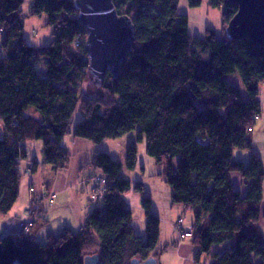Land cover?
Here are the masks:
<instances>
[{
	"label": "trees",
	"instance_id": "trees-1",
	"mask_svg": "<svg viewBox=\"0 0 264 264\" xmlns=\"http://www.w3.org/2000/svg\"><path fill=\"white\" fill-rule=\"evenodd\" d=\"M24 1L0 0V216L18 200L19 165L27 158L23 144L41 141L45 164L53 172L65 169L70 154L62 142L79 111L75 138L100 144L131 132L138 139L147 136L146 153L163 164L160 176L171 189L172 203L192 213L191 239L198 249L193 264L203 255L211 264H264L258 227L264 166L252 140L261 115L264 48L248 39H227L225 27L237 6L207 0L210 8L222 10L221 34L207 29L199 39L188 35V18L177 13L179 0H112L118 15L134 25L135 41L117 76L108 73L96 87L89 82L86 32L74 0H30V15L46 16L53 28L52 41L39 49L24 36ZM186 1L190 8L202 3ZM233 74L245 98L226 81ZM86 85L95 95H84ZM235 150L250 153L247 165L233 160ZM135 165L132 144L124 167ZM87 167L105 179L101 207L86 214L78 232L50 235L43 245L35 241L41 221L26 233L0 237V264H84L92 255L99 256V264H130L155 257L160 220L151 199L141 201L143 241L134 234L123 198L130 187L121 175L123 165L100 152ZM231 175H239L244 192L233 187ZM134 190L143 194L141 184ZM214 246L223 248L213 251Z\"/></svg>",
	"mask_w": 264,
	"mask_h": 264
},
{
	"label": "rangeland",
	"instance_id": "rangeland-1",
	"mask_svg": "<svg viewBox=\"0 0 264 264\" xmlns=\"http://www.w3.org/2000/svg\"><path fill=\"white\" fill-rule=\"evenodd\" d=\"M30 10L31 1L25 0L21 7V19L24 24V36L31 46L38 49L46 47L52 41L53 28L46 25V16H42L41 18L31 16ZM177 10L179 15H183L188 18L187 30L190 37L202 39L205 36L207 29L214 30L217 35L220 36L223 22L222 10L210 8L207 4V0H202L201 5L196 8H190L186 0H179ZM226 81L229 84L239 87L241 96L243 98L246 97L244 86L240 83L241 81L236 74L227 76ZM83 92L85 96L95 95L96 93L90 85L84 87ZM259 100L261 115L253 127V150L256 153H259L264 164V84H261L259 88ZM81 121L82 116L79 111H76L70 120L69 131L71 132V135L65 137L64 142L62 143V146L66 148L70 154L69 164L65 169L67 171L62 169L64 171L60 170V172L57 173L58 176L55 180V184H57V186L62 185V183L65 182V178H67L69 182H73L75 175L80 172H82V175L79 178V183L89 180L91 176L94 175L95 170L87 167V164L97 153H107L112 160L123 165L121 175L130 182V187L124 194L123 198L132 213L131 227L134 234L141 237L143 241L145 240L146 217L141 209V201L143 196L151 199L152 213L160 220V237L154 252L157 264H193L192 262L198 252V249L192 245L191 238L179 242L183 247L181 246V248H178L176 242L179 240L174 227L176 226L177 220L182 218L184 231H192V213L183 211V206L181 205L172 204L171 189L165 183L164 178L160 176L163 170L161 165H158V163L146 153L148 141L147 136L143 135L141 139H138L137 132H131L116 140H105L100 144H94L88 140L77 139L72 136L75 126ZM2 131L3 129L0 123V135ZM132 144L136 145V165L133 170H128L124 167V161L127 150ZM249 158L250 153L245 151L235 150L233 153V160L244 162L245 165L249 163ZM176 162L177 159H175L174 164H176ZM82 167L83 169H81ZM50 172L51 171L48 170H46V172L45 170L41 171L36 177L38 180L36 188L42 194L38 197H32L30 204H28L29 206L23 209L21 215H25V222L31 220L28 211L32 208L33 202H45L44 197L47 195V192H44L46 187H44L43 181L46 179V175ZM96 172L97 175H95L97 177H101L100 173L98 171ZM77 181L78 179L76 178L75 183ZM137 184L142 185L143 194L134 190V187ZM82 190H84V192H82ZM88 190L89 188H86V186L75 188L72 192L68 193V200L66 202L65 192L62 195L56 194L58 199L54 202L51 208L46 207L43 203L39 212L34 213L35 219L39 218V216L43 213L46 215L45 222L42 220V223L45 224H43L40 230L37 231L35 241L43 245L50 235L57 237L65 230H69L72 233L78 232L80 229V222L77 223L76 221H79V216H81L78 202L83 204L87 203L85 196ZM53 192L56 193L55 188ZM33 193V191L32 193L30 192V194ZM102 199H98V201L102 202ZM25 204L27 206L26 202ZM68 204L71 205V209L75 211V213L71 212V215L67 213L65 205L67 206ZM93 205L98 208L101 207V203H93ZM42 209H46L47 212ZM10 218L11 216H9V219ZM9 219L6 216H0V237L6 235L4 234L3 229L4 226L8 224ZM66 223L71 224L70 228L66 226ZM222 248L214 246L213 251ZM210 260L209 256L203 255L201 263L209 264Z\"/></svg>",
	"mask_w": 264,
	"mask_h": 264
},
{
	"label": "water",
	"instance_id": "water-1",
	"mask_svg": "<svg viewBox=\"0 0 264 264\" xmlns=\"http://www.w3.org/2000/svg\"><path fill=\"white\" fill-rule=\"evenodd\" d=\"M237 6V13L225 27L229 40L248 39L264 48V0H228ZM77 21L86 32L89 82L96 87L110 73L116 77L119 67L132 50L136 30L131 20L118 15L112 0H74ZM84 264H99V256L84 259ZM130 264H157L155 257Z\"/></svg>",
	"mask_w": 264,
	"mask_h": 264
},
{
	"label": "crops",
	"instance_id": "crops-1",
	"mask_svg": "<svg viewBox=\"0 0 264 264\" xmlns=\"http://www.w3.org/2000/svg\"><path fill=\"white\" fill-rule=\"evenodd\" d=\"M1 126H2V124H1ZM0 136L2 137V133ZM252 140H253V137H252ZM63 142H64V140H63ZM23 146L26 150L27 158L25 160L21 161L20 165H19V171L21 174L19 196H18V200L16 201V203L13 205L11 210L6 215V217H8V219H9V216H11V218L9 219L8 224L4 226V229H3L4 234L16 236L21 232L20 225H21V223H24L25 222L24 219H26L25 215L24 214L21 215V213L23 212V209L25 207L29 206L28 204H30L32 197H35V196L38 197L42 194L36 188L37 183H38V180L36 179V177L38 176V174L41 171H44V170H45V172H46V170L51 171L50 173H48L46 175V179H44V181H43V185H44V187H46L45 188L46 190L44 192L45 193L47 192V195H49V194L55 195L54 202L57 201V199H58L56 194L62 195L65 192V202H66L68 200V193L72 192L75 188H79V187H83V186H86V188H89V190L85 196L87 203L83 204V203L78 202L79 212L81 213V216H79V221H76V222L77 223L80 222V227H81L84 223L86 214L89 211H92L93 209L97 208L93 205V203H101L100 201L93 202V201H91V199H89V195L91 197V194L95 189V182H96L97 178H99L96 176L97 170H95L94 175H92L89 180H85V182L79 183V178L82 175V172H80L79 174L75 175L73 182H69V180L67 178H65V182H63L62 185L57 186V184H55V180L57 179V176H58L57 173L60 172V170L57 172H53L50 169V167L45 164V162L43 160L42 142L41 141L26 142L23 144ZM253 146H254V141H253ZM253 152L256 153L254 150H253ZM256 154L258 156H260L259 153H256ZM34 162L36 163V165H35L34 171L31 172L32 165L34 164ZM262 162H263V160H262ZM263 166H264V164H263ZM81 169H83V167ZM64 170H62V171H64ZM65 171H67V170H65ZM22 175H23V177H22ZM76 178L78 179V181L75 183ZM231 180H232V185L235 189H238L241 192L245 191V184L243 183V181L241 180V178L238 175H231ZM32 187L34 189V193L30 194L29 190ZM54 188L56 190V193L53 192ZM82 192H84V190H82ZM263 192H264V189H263ZM25 202L27 203V206H26ZM260 207H261V215H260V218L258 221V227H259V229L263 235V238H264V196L262 198V202H261ZM42 210L45 211L46 209H42ZM47 210H48V208H47ZM47 210H46V212H47ZM65 210L67 211V213L69 215H71V212L75 213V211H73L71 209L70 204H68L67 206L65 205ZM183 211L190 212V209L183 206ZM45 217H46V215H45V213H43L39 216V218H36L35 221H41V223H42V220H43L45 222V220H46ZM42 224H45V223H42ZM70 225L71 224L66 223V226L69 228H70ZM176 235H177V233H176ZM159 237H160V234H159ZM179 242H182V240H179L176 242L177 247L181 248L182 245ZM201 260H202V257H200V259H199V264H202ZM209 264H211V261L209 262Z\"/></svg>",
	"mask_w": 264,
	"mask_h": 264
},
{
	"label": "built area",
	"instance_id": "built-area-1",
	"mask_svg": "<svg viewBox=\"0 0 264 264\" xmlns=\"http://www.w3.org/2000/svg\"><path fill=\"white\" fill-rule=\"evenodd\" d=\"M105 179L102 177L97 178L96 182H95V189L91 194V201L95 202L96 200L98 201V199H102L105 193ZM32 188H30V192L32 193ZM34 192V191H33ZM46 196V195H45ZM49 199H45V202H40L38 203V201H34L32 204V208L29 209L28 214L31 217V220H29L28 222H24L20 225V229L22 232H28L29 229L32 227L33 225V221H34V213L39 212V210L41 209V206L43 203H47V204H51L53 205L54 200H55V196L53 194H49ZM102 197V198H101ZM45 204V205H47ZM175 231L177 233V235L180 237V240H184V238L189 239L192 238V232H186L184 231V227H183V220L182 218H179L177 220L176 226H175Z\"/></svg>",
	"mask_w": 264,
	"mask_h": 264
},
{
	"label": "bare ground",
	"instance_id": "bare-ground-1",
	"mask_svg": "<svg viewBox=\"0 0 264 264\" xmlns=\"http://www.w3.org/2000/svg\"><path fill=\"white\" fill-rule=\"evenodd\" d=\"M207 4H208V2H207ZM209 6V5H208ZM228 25V24H227ZM78 139V138H77ZM69 152V151H68ZM68 165V164H67ZM159 165H161V167H162V169H163V164L162 163H159ZM34 171V169H31V172H33ZM20 172V171H19ZM21 175V174H20ZM21 178V177H20ZM55 196V195H54ZM45 199L47 200V199H49V196L48 195H46L45 196ZM40 200V199H39ZM45 204H47V203H45ZM54 204V203H53ZM173 204V203H172ZM53 205H51V204H47L46 205V207H49V208H51ZM182 206V205H181ZM151 207H152V202H151ZM187 208H189V207H187ZM156 216V215H155ZM190 232H192V231H190ZM178 236V235H177ZM141 238V237H140ZM142 239V238H141ZM186 238H184V240H185ZM178 240H180V237L178 236Z\"/></svg>",
	"mask_w": 264,
	"mask_h": 264
}]
</instances>
